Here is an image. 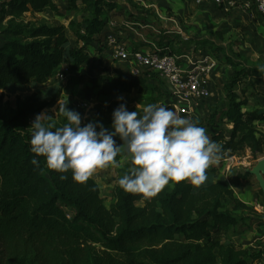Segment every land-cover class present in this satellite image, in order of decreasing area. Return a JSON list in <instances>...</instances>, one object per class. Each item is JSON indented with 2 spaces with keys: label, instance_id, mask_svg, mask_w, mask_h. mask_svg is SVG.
<instances>
[{
  "label": "trees",
  "instance_id": "1",
  "mask_svg": "<svg viewBox=\"0 0 264 264\" xmlns=\"http://www.w3.org/2000/svg\"><path fill=\"white\" fill-rule=\"evenodd\" d=\"M65 1L66 10L83 7L82 20L70 21L76 45L65 25L25 17L47 9L63 14L55 0H0V90H35L25 98L16 96L14 103L0 95V264H264L263 232H253L264 226V217L236 196L255 177L247 169L233 168L227 180L198 189L172 181L150 198L128 193L117 182L106 205L92 177L81 184L69 171L61 180L43 157H38L39 167L31 163L32 117L62 93L50 96L39 88L62 64L70 69L68 87L87 77L98 95L107 98V105L96 106L98 122L103 113L127 105L118 99L124 93L136 91L147 103L161 105L172 97L157 73L133 75L122 66L111 73L106 67L96 71L90 50L105 48L102 30L114 10L127 9L123 3ZM222 63L233 71L217 100H201L205 114L194 121L222 146L218 163L247 151L257 160L264 156V130L258 124L264 121V108H249V96H264V66L243 65L229 56ZM48 122L62 126L66 118L61 114ZM106 125L111 130L112 121ZM130 166L128 160L118 170V181ZM217 168L214 164L207 170ZM257 192L264 197L260 186ZM247 232L254 234L251 239Z\"/></svg>",
  "mask_w": 264,
  "mask_h": 264
},
{
  "label": "clouds",
  "instance_id": "2",
  "mask_svg": "<svg viewBox=\"0 0 264 264\" xmlns=\"http://www.w3.org/2000/svg\"><path fill=\"white\" fill-rule=\"evenodd\" d=\"M58 110L66 118L62 126L46 123L51 119L46 112L36 115L30 150L35 154L33 165L39 167L38 157H43L61 180L70 171L72 179L83 184L98 169L118 165L116 157L124 155L131 166L119 186L150 198L172 181L201 186L207 180L206 170L221 159L222 146L211 140L205 127L158 103L144 105L142 114L121 103L112 112V130L98 121L82 126L80 113L67 104H59Z\"/></svg>",
  "mask_w": 264,
  "mask_h": 264
},
{
  "label": "rangeland",
  "instance_id": "3",
  "mask_svg": "<svg viewBox=\"0 0 264 264\" xmlns=\"http://www.w3.org/2000/svg\"><path fill=\"white\" fill-rule=\"evenodd\" d=\"M57 5L59 6L60 10L63 14H58L54 12L53 10L47 9L44 12L39 13H26L25 17L28 20L35 21L36 23H46L49 25H60L63 24L66 27V33L68 38L70 39V42L73 45L77 44V38L74 35L72 28L70 26V21H81L82 17L84 15L83 7L80 5L78 9L76 10H66L67 2L65 0H55ZM120 3H123L124 6L127 7V9H116L112 12L110 15V18L108 19V24L111 20L117 21V25H122V23L126 21H134L133 15L131 14V11L137 10L140 12H143V14H148V11L150 12V8H143L138 6L137 2L134 0H115ZM147 1V0H146ZM158 3V2H157ZM141 5V4H140ZM159 14L164 17H167L169 15L174 14V12L171 9H164L160 8V6L157 7ZM146 10V11H145ZM142 18L145 19L144 16L136 17V21L142 22ZM145 21V20H144ZM236 31L231 32L230 35L227 37H224L222 39V42H219V44H222L225 46V49H220V51L215 53V50H211V48H207L205 50V53H209L212 58L216 60L218 64H220V68L218 72H224L227 80V73H232V68L229 65H224L222 61L225 60V57L229 56L230 58H233L236 61L241 62L243 65H259L264 66V16L257 17L255 20L250 21H241L240 24H236L235 27ZM110 29L108 28V25L103 28V33H107L106 31ZM115 31V29H112ZM159 35V34H157ZM195 43L197 40H194ZM193 43V44H195ZM79 44H82L79 42ZM192 43H190L191 45ZM197 44V43H196ZM94 51V52H93ZM104 51V50H103ZM93 59H94V66L96 71H99L103 68V64L105 62H109L110 55L111 54H105L104 56H101L97 53V50H90ZM217 54V55H216ZM99 57L101 60V63L98 64ZM223 67V68H221ZM88 74H92V71H88ZM70 76V69L68 65H61L59 67L53 77L43 86H40V91H48L49 95L53 96L55 93H57L59 90L62 91L60 94L58 100L52 102L48 107H46L42 112H46L48 115L51 116L52 119L56 120L60 118L61 113L59 112V104H67V107L70 110L77 111L81 115L82 119V126L83 124H86L88 122H95L96 121V114H97V105H107L108 100L105 97H101L98 95L97 92H95L92 88V86L89 84L87 77H84L82 81L73 86L68 87L67 81ZM224 76V75H223ZM249 79L247 80L248 85V91L251 92L250 89H252L251 84L249 83ZM236 91L241 92V88L239 85L235 86ZM253 88H255L253 86ZM35 90L32 88H21L16 90H0V95L3 98V101H10L11 103L15 102L16 96H21L22 98H25L32 94ZM212 96L206 98L210 99ZM122 98L126 101L127 110L128 111H135L137 110L142 114V108L144 105L147 104V98L145 95L139 94L136 91H133L131 93H124L122 95ZM250 106L249 108H256V106H260L261 108H264V96L258 95V96H249ZM203 101H197L195 104L201 106ZM86 104V106H84ZM113 112V111H112ZM112 112L103 113L99 117V122L103 124L104 127H107L106 124L112 121ZM177 112V111H176ZM194 115V114H192ZM36 116L32 117L31 123L35 119ZM111 126V125H109ZM108 126V127H109ZM112 130V129H111ZM117 142L120 143L119 138L116 137ZM234 159V164L241 162L240 165H236L235 167H230V172L233 168H252L255 166L256 162L255 159L252 157V154L250 151H247L244 155L241 156H234L232 157ZM262 158V157H261ZM124 155H120L118 158L119 164L113 165L108 168L98 169L96 173L92 176L93 179L98 183L101 189L102 197L105 200V204L109 205L111 202V190L112 188L117 184L118 182V170L128 161ZM231 166V165H230ZM254 182L256 180L253 179ZM259 184V183H258ZM257 183L255 184L256 188H258ZM139 204H143V202H139ZM253 233L246 234V237L248 239H251L253 236Z\"/></svg>",
  "mask_w": 264,
  "mask_h": 264
},
{
  "label": "crops",
  "instance_id": "4",
  "mask_svg": "<svg viewBox=\"0 0 264 264\" xmlns=\"http://www.w3.org/2000/svg\"><path fill=\"white\" fill-rule=\"evenodd\" d=\"M137 2L138 6L143 8H150V12H148L149 16L145 17V19L141 20L144 23H150L149 28H131L126 29L125 42L127 46L131 49H141L144 47H150L151 43H158L159 45H167L171 48L172 51L175 52H187L189 56L192 57L194 61H197L205 56H210L209 53H205L207 48H211V50H215V53L218 54L220 51L219 48L225 49V46L219 44L222 42L224 37H228L231 32L236 31V24H240L241 21H250L255 20L259 15H255L252 17L248 14L245 9L240 5L239 7L227 8V7H219L211 0H134ZM158 2V3H157ZM141 4V5H140ZM158 6L164 9H171L174 14L169 15L167 17L159 14ZM146 11V10H145ZM136 13V16H133L135 22L138 15H143L140 11L134 10L132 11ZM144 14L143 16H145ZM145 20V21H144ZM109 28V27H108ZM110 29V28H109ZM111 31V29H110ZM109 30L106 32L109 33ZM166 31H171L170 33H166ZM107 33H103L104 43H105V35ZM159 34V35H157ZM197 40V44L194 40ZM190 43H192L190 45ZM195 43V44H193ZM194 49V52L191 51ZM104 50V51H103ZM101 52H97L99 55L104 56L107 54H111L110 61L105 62L103 67H106L108 71L111 73L114 67L122 66L127 71V66L121 61L115 59L112 54V49L109 48L105 44V48ZM94 52V51H93ZM216 54V55H217ZM100 59V57H99ZM214 59V58H213ZM68 65V64H62ZM184 65L188 66L187 61H184ZM61 67V65H60ZM220 68V64L217 63L215 69H213L208 77V86L211 90V96L215 100H217L219 95L222 93V86L225 83V74L224 72H218ZM223 68V67H221ZM227 73V76L231 75V72ZM224 75V76H223ZM90 84V83H89ZM242 88V85H239ZM93 88V87H92ZM236 89V88H235ZM93 90L98 93L97 89ZM237 90V89H236ZM102 97V96H101ZM203 103V102H202ZM250 104V101H249ZM249 107H251L249 105ZM205 105L201 106L193 103L191 106L193 118L192 120L197 119L205 114ZM256 108H261L260 106H256ZM259 127L264 130V121L258 123ZM233 157V156H232ZM232 157L225 159V161L220 164L216 163L217 170L212 172L210 170H206L207 172V180L199 187L195 186V188H200L209 181H220L227 180L229 175V168L235 167L236 165H240L241 162L234 164L231 161H234ZM264 157V156H261ZM261 157H259L261 159ZM235 158V156H234ZM258 158V159H259ZM257 159V160H258ZM255 160L254 162H256ZM231 165V166H230ZM241 166V165H240ZM239 167V166H238ZM248 168V167H247ZM245 168V169H247ZM256 180V178H253ZM253 179L247 183L248 187L242 189L241 191L236 193V196L245 202L248 205L253 206V203L256 199L262 200L264 203V197L259 195L257 192V188L255 186L257 182H254ZM262 229V230H261ZM259 232H263L262 240L264 243V226L258 230L254 227V234H258ZM247 232L246 234H249ZM264 262V255H263Z\"/></svg>",
  "mask_w": 264,
  "mask_h": 264
},
{
  "label": "built area",
  "instance_id": "5",
  "mask_svg": "<svg viewBox=\"0 0 264 264\" xmlns=\"http://www.w3.org/2000/svg\"><path fill=\"white\" fill-rule=\"evenodd\" d=\"M211 1L219 7L234 8L241 5L252 17L255 15L264 16V0ZM149 24L147 22L126 21L118 26L117 21L111 20L108 24L111 31L105 35V44L112 49L115 59L127 66L129 73L140 75L145 70L157 73L161 79L166 81L169 90L172 92L171 99L164 106L174 108L179 115L192 119L191 106L193 103L211 96L208 77L217 66V62L208 56L194 61L187 52H175L167 45H159L158 43H151L148 48H129L124 39L126 29H130V27L149 28ZM170 32L166 31V33ZM191 51L194 52V49ZM185 60L188 66L184 65ZM253 207L264 217L262 200L256 199Z\"/></svg>",
  "mask_w": 264,
  "mask_h": 264
},
{
  "label": "water",
  "instance_id": "6",
  "mask_svg": "<svg viewBox=\"0 0 264 264\" xmlns=\"http://www.w3.org/2000/svg\"><path fill=\"white\" fill-rule=\"evenodd\" d=\"M247 170L256 177L260 188L264 191V157L259 159L255 166L252 168H247Z\"/></svg>",
  "mask_w": 264,
  "mask_h": 264
}]
</instances>
